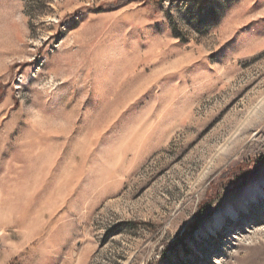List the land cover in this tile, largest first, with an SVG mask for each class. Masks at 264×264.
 <instances>
[{"label": "rangeland", "instance_id": "1", "mask_svg": "<svg viewBox=\"0 0 264 264\" xmlns=\"http://www.w3.org/2000/svg\"><path fill=\"white\" fill-rule=\"evenodd\" d=\"M0 264H264V0H0Z\"/></svg>", "mask_w": 264, "mask_h": 264}, {"label": "snow or ice", "instance_id": "2", "mask_svg": "<svg viewBox=\"0 0 264 264\" xmlns=\"http://www.w3.org/2000/svg\"><path fill=\"white\" fill-rule=\"evenodd\" d=\"M67 23H68V24H72V20H71V19L68 20ZM118 127H119V126H118ZM113 131H116V129H114Z\"/></svg>", "mask_w": 264, "mask_h": 264}, {"label": "trees", "instance_id": "3", "mask_svg": "<svg viewBox=\"0 0 264 264\" xmlns=\"http://www.w3.org/2000/svg\"><path fill=\"white\" fill-rule=\"evenodd\" d=\"M194 226H196V225H194Z\"/></svg>", "mask_w": 264, "mask_h": 264}]
</instances>
